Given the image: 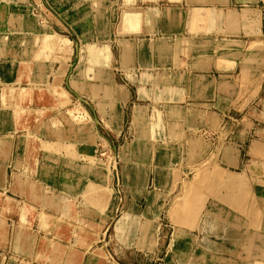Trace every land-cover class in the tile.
Listing matches in <instances>:
<instances>
[{
    "label": "crops",
    "instance_id": "obj_1",
    "mask_svg": "<svg viewBox=\"0 0 264 264\" xmlns=\"http://www.w3.org/2000/svg\"><path fill=\"white\" fill-rule=\"evenodd\" d=\"M74 31L81 33L82 47L100 48L107 56L97 54L90 72L71 69L69 35ZM262 63L264 0H0V264H36L43 257L44 263L55 261V254L41 256L36 249L33 260L30 252L26 255L25 226L30 220L40 223L26 208H55L57 192L68 199L73 189L66 179L63 184L60 179L63 190L57 191L58 163H65L67 172L78 157L92 158V150L84 147L88 142L63 136L62 126L58 131L56 114L63 108L58 89L64 105L72 96L87 99L101 128L115 136L128 122L135 135L132 145L149 152L144 157L129 152L132 169L123 176L143 178L130 194L146 195L144 220L152 225L173 189L172 166L180 162L187 176L188 167L202 158L206 142L195 132L216 130L218 115L232 109L230 101H243L256 90L251 88L262 81ZM81 115L89 119L84 110ZM225 146L212 154L215 169L223 173L228 170ZM82 160L86 173L76 182L81 190L94 183ZM263 161L262 154L258 162ZM153 182H163V196L149 189ZM154 199L150 217L147 208ZM186 208L181 206L179 220L170 211L168 218L189 230L199 210L192 214ZM182 232L177 231L170 257Z\"/></svg>",
    "mask_w": 264,
    "mask_h": 264
},
{
    "label": "rangeland",
    "instance_id": "obj_2",
    "mask_svg": "<svg viewBox=\"0 0 264 264\" xmlns=\"http://www.w3.org/2000/svg\"><path fill=\"white\" fill-rule=\"evenodd\" d=\"M80 35L75 31L69 35L73 40L71 69L78 67L80 71L81 67H88L90 72L97 54L101 58L107 56L100 48L82 47L77 41ZM78 58L81 63L77 65ZM259 68L263 78L257 86H252L251 90L255 87L256 90L243 101L240 97L231 100L232 109L218 115L216 130L200 128L195 132L206 142L202 158L196 167L194 164L188 167L187 176L182 175L180 162L172 166L173 189L165 194L164 201L161 199L162 207L152 225L144 220L146 195L130 194L143 178L123 176L132 169L133 162L126 157L129 152L139 153L141 157L149 152L132 145L135 135L129 130L128 122L124 123L120 136H115L101 128L93 110L86 107L87 99L72 96L71 103L64 105V92L58 89L56 98L63 107L56 114L58 131L62 126L66 132L63 136L88 142L84 147L92 150V158L89 156L92 161L78 157L72 160L67 172H64L65 163H58L61 170H58L57 191L63 190L60 179L62 184L66 179L73 192L68 199L55 193L58 196L53 204L55 208L49 205L35 210L26 208L29 217L40 220L38 224L30 220L25 226L21 243L26 255L30 252L33 260L35 249L41 256L55 254L51 264H264V161L258 162L262 154L264 157V63ZM64 89L67 91L66 86ZM83 110L89 119L82 117ZM94 132L98 138L92 136ZM216 138L219 141L215 144ZM222 145L228 147L227 173L215 169L218 162L212 156ZM68 149L64 148V152ZM153 151L157 155L155 144ZM80 160L88 166L90 181L94 182L82 190L76 183L86 173L81 170ZM153 184L149 189L160 191L163 196V182L155 184L156 188H152ZM156 203L154 199L147 208L150 217ZM183 205L192 214L199 210L197 224L189 230L181 229V225L168 218L174 215L179 220ZM192 221L191 215L185 223L192 227ZM178 230L183 231L182 238L177 252L170 257ZM165 255L170 257L168 263ZM210 255L215 256L211 263L207 260ZM44 258L35 259V263L47 264Z\"/></svg>",
    "mask_w": 264,
    "mask_h": 264
},
{
    "label": "bare ground",
    "instance_id": "obj_3",
    "mask_svg": "<svg viewBox=\"0 0 264 264\" xmlns=\"http://www.w3.org/2000/svg\"><path fill=\"white\" fill-rule=\"evenodd\" d=\"M117 232V231H116ZM114 236V235H113Z\"/></svg>",
    "mask_w": 264,
    "mask_h": 264
}]
</instances>
